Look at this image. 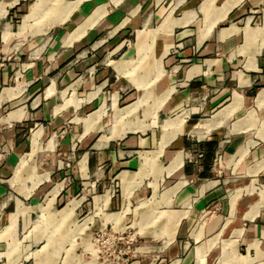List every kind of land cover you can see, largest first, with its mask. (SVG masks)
Returning <instances> with one entry per match:
<instances>
[{
  "label": "crops",
  "instance_id": "obj_1",
  "mask_svg": "<svg viewBox=\"0 0 264 264\" xmlns=\"http://www.w3.org/2000/svg\"><path fill=\"white\" fill-rule=\"evenodd\" d=\"M43 204L81 217L58 247L133 226L147 264H264V0H0V264H35Z\"/></svg>",
  "mask_w": 264,
  "mask_h": 264
},
{
  "label": "rangeland",
  "instance_id": "obj_2",
  "mask_svg": "<svg viewBox=\"0 0 264 264\" xmlns=\"http://www.w3.org/2000/svg\"><path fill=\"white\" fill-rule=\"evenodd\" d=\"M61 206L63 205H58L57 207H54L53 210L55 211L56 208H61ZM43 208L45 209L44 211L48 212L49 209H46L47 207H45V204H43ZM161 217L164 216L157 212L152 220H148V222H154ZM76 218L80 219L81 217L74 215L73 218L65 221L60 226L66 218L64 219L60 216L57 220V217L54 218L49 214V212L48 214L41 213L40 216L38 212L32 213L30 220L34 224H37V228L31 230L28 237H25L23 238V241H20L16 253L23 249L26 246V243H29L32 239V245H29V249L35 251L29 252L27 256L34 255L35 257H39L36 259L35 264H56V258L46 262L41 260V256L44 255V253H46V256L48 255L50 257L52 255L51 253H54L55 250L57 251L54 255L58 257L59 254V259L65 252V256L61 262L62 264L67 263L69 261V252L71 248L72 258L67 264H131V261L133 260H141V263L143 264L151 262L149 258L153 257V254L148 251L147 245L153 244L154 241L148 240V237L146 236L140 237L137 230L133 226H130L129 228L116 229L112 226L100 228L98 225H92L82 231L77 229L74 231V236L70 238L69 247H65L67 246L66 241L64 242V245L58 247V242L62 241L64 235L70 232V228L73 227L74 221H77ZM49 220L51 222L56 221V223H50L51 225H48ZM84 225L85 222L82 224V227ZM163 232L170 237L169 232L164 229ZM21 236L22 233L19 237ZM36 237L43 238L37 239ZM34 238L35 240L33 241ZM45 242L46 244H44ZM16 245L17 240H13L9 247V253L16 248ZM26 264H33V258H28Z\"/></svg>",
  "mask_w": 264,
  "mask_h": 264
},
{
  "label": "built area",
  "instance_id": "obj_3",
  "mask_svg": "<svg viewBox=\"0 0 264 264\" xmlns=\"http://www.w3.org/2000/svg\"><path fill=\"white\" fill-rule=\"evenodd\" d=\"M118 238H120V237H118Z\"/></svg>",
  "mask_w": 264,
  "mask_h": 264
}]
</instances>
